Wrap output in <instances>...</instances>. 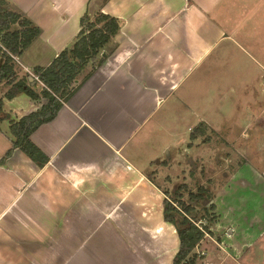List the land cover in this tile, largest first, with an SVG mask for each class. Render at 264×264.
I'll list each match as a JSON object with an SVG mask.
<instances>
[{
	"label": "crops",
	"instance_id": "1",
	"mask_svg": "<svg viewBox=\"0 0 264 264\" xmlns=\"http://www.w3.org/2000/svg\"><path fill=\"white\" fill-rule=\"evenodd\" d=\"M0 8L40 30L17 57L29 72L72 45L83 16L121 22L108 58L30 136L47 164L19 149L0 163V264H173L179 238L164 221L169 199L157 176L175 159L169 140L180 119L199 133L175 160L186 155L195 168L192 151L203 147L204 166L209 151L217 166H235L204 207L197 264H264V0H0ZM27 100V112L45 104ZM10 147L11 139L1 145L0 162Z\"/></svg>",
	"mask_w": 264,
	"mask_h": 264
},
{
	"label": "trees",
	"instance_id": "2",
	"mask_svg": "<svg viewBox=\"0 0 264 264\" xmlns=\"http://www.w3.org/2000/svg\"><path fill=\"white\" fill-rule=\"evenodd\" d=\"M80 30L72 45L60 52L46 67H35L29 76H19L13 57H20L39 36L40 30L23 14L0 8V90L8 87L0 95V122L8 120V132L11 147L1 159V164L19 149L39 168L47 164L48 158L30 141V136L43 124L51 122L62 106L67 103L92 73L108 58L110 52L106 46L121 29V22L103 13L94 16H83L80 19ZM30 100H45L39 109L30 112L18 120L4 116V100L11 101L18 95ZM198 131L191 133V137ZM204 188H198L191 195L193 202L198 203L204 194ZM179 201L180 198L173 199ZM179 210L169 200L164 202L163 218L172 224L179 238V248L173 258V264H197L199 258L195 248L204 234L189 220L188 215L194 212L190 205ZM208 230V227L205 228Z\"/></svg>",
	"mask_w": 264,
	"mask_h": 264
},
{
	"label": "rangeland",
	"instance_id": "3",
	"mask_svg": "<svg viewBox=\"0 0 264 264\" xmlns=\"http://www.w3.org/2000/svg\"><path fill=\"white\" fill-rule=\"evenodd\" d=\"M13 59L16 64L17 72L19 76H24L25 74H27L29 78H32V79L34 78L31 71L29 72L21 67L20 63L18 62L17 57L14 56ZM7 89L8 87L2 88L0 90V95L2 96L7 91ZM27 102L28 100L26 97H22V99L15 100L14 102H11V103H8L6 102V100H4V103H5L4 110L5 112H7V114H10V116L8 115L7 118L16 120L30 113V112H27L28 111ZM33 104H36V103H33ZM10 109H12L11 110V112H13L12 114L9 112ZM31 112H34V111H31ZM4 116L6 115L4 114ZM6 121L8 122V120ZM3 124H6V123L0 124V128L2 129V132H0L2 136V137L0 136V147L1 145H6L7 140H10L8 128H4L5 125ZM178 125H179V131H178L179 135H177L176 133L174 134V136L171 137L172 140H169L171 144H174L173 146L175 147V150H177V151H174L173 149L169 150L170 157H172L173 155L175 159L177 158L178 151L179 153L180 151L181 152L183 151L182 149H186L188 151L189 147L186 145V143H190L192 141L190 133L187 131V127H186L188 125V122L183 121V119L182 120L180 119L178 120ZM166 139H167V136L163 137L162 142H164ZM212 141L216 143V137L214 135H211L210 139L207 142H212ZM156 142H158V140H156ZM216 145H219V144L217 143ZM192 154L193 156H196V158L200 157V159L197 161V166L195 168H192L191 166L188 165V161H187L188 156L186 155L184 157H181L179 161L175 159L165 160L166 165L163 168L164 175L162 177L160 175L157 176V182H158V185L160 186L164 187V185H166L167 193H168L166 195L167 198L169 199L170 202H172L174 206H177L179 210H182V207L178 205V202L183 203L184 206H187V205L193 206L195 202L191 200L190 196L196 194L198 188L200 187L204 188L205 191H204V194L202 195V199L194 205L195 206L194 212L188 215V218L189 220H191L192 223H198L199 221H202L205 218L207 219L210 218V215L208 213H207L208 215L205 213L204 207L207 208L208 201H209L208 199H212V197H214L216 194L219 193L222 185L225 183V179H226L225 174L226 173L231 174V172L235 169V166H231V165L230 167L217 166L216 160H214V156L216 155V152L214 153L213 151H209L208 153L206 152L205 159H207L206 160L207 166H204L203 160H202L204 156L203 147H201L199 151H196V152L192 151ZM173 181H176V183L175 182L173 183ZM179 185L180 187L182 186L179 191L181 193L180 196L181 197L184 195L185 196L183 199H180L179 201H174L173 199H176V198L172 196L173 193H171V190L173 189V186H179ZM240 185L241 184H237L236 182L235 184L233 183L231 187V191H236L237 188L239 189ZM207 219H206V223H207L206 227H209ZM198 249L200 251L202 250L200 246Z\"/></svg>",
	"mask_w": 264,
	"mask_h": 264
},
{
	"label": "built area",
	"instance_id": "4",
	"mask_svg": "<svg viewBox=\"0 0 264 264\" xmlns=\"http://www.w3.org/2000/svg\"><path fill=\"white\" fill-rule=\"evenodd\" d=\"M193 224L204 234V237L205 236L208 237V232L205 229L206 228V225H207L205 219H203L202 221H199L198 223H193ZM200 242H199V244H200ZM199 244L196 246L195 251H196L197 257L198 258H201V257H204L205 256V253H204V251H202V250L200 251L198 249L199 248Z\"/></svg>",
	"mask_w": 264,
	"mask_h": 264
},
{
	"label": "water",
	"instance_id": "5",
	"mask_svg": "<svg viewBox=\"0 0 264 264\" xmlns=\"http://www.w3.org/2000/svg\"><path fill=\"white\" fill-rule=\"evenodd\" d=\"M32 80V78H29V81H31Z\"/></svg>",
	"mask_w": 264,
	"mask_h": 264
}]
</instances>
